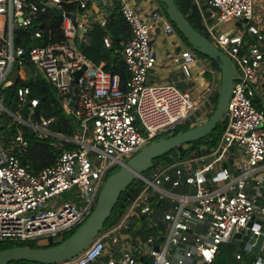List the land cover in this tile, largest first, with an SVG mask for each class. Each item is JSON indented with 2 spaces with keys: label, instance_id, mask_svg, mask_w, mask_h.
<instances>
[{
  "label": "built area",
  "instance_id": "1",
  "mask_svg": "<svg viewBox=\"0 0 264 264\" xmlns=\"http://www.w3.org/2000/svg\"><path fill=\"white\" fill-rule=\"evenodd\" d=\"M192 1L207 39L229 59L235 76L218 143L206 157L178 160L152 170L150 177L142 175V187L119 222L102 230L81 254L60 264H216L220 245L235 234L262 236L259 251L264 250V28L259 15L264 0ZM89 3L0 0V91L23 81L21 67L39 66L76 124L71 136L56 135V143L50 144L59 155L37 174L21 165L28 143L19 129L7 142L0 138V242L34 241L45 246L60 241L91 214L110 168L123 165L124 159L188 119L199 109L198 94L209 104L219 88L220 75L198 94L180 91L173 83L147 84L158 62L152 46L155 30L158 39L177 35L157 11L144 16L125 3L119 9L130 32L121 51L128 73L124 87L118 74L93 64L76 46L77 37L89 28L82 21L63 16L58 32L40 29L37 14H44L47 4L65 13L63 6L85 10ZM201 4L209 8L208 16ZM105 22L99 18L96 24L103 27ZM17 30L27 35L18 44ZM26 42L34 44L19 56L17 49ZM103 46L111 47L109 36L103 38ZM167 58L186 79L192 78L189 68L194 59L189 50ZM83 66L74 82L73 74ZM28 96L27 87L16 90L17 110L29 104L32 114L38 100ZM0 112L39 137L55 136L46 129L51 119L24 121L1 100ZM65 143L75 147L65 149ZM208 157L215 158L205 163ZM64 194L67 198L59 202ZM235 259L248 264L244 253H235Z\"/></svg>",
  "mask_w": 264,
  "mask_h": 264
},
{
  "label": "trees",
  "instance_id": "2",
  "mask_svg": "<svg viewBox=\"0 0 264 264\" xmlns=\"http://www.w3.org/2000/svg\"><path fill=\"white\" fill-rule=\"evenodd\" d=\"M162 8L165 17H168L164 10L162 2L157 0ZM177 9L184 15L190 26L196 30L199 34L207 38L198 10L192 0H173ZM91 3L88 4L85 10H76L74 6H63L62 10L68 14H75L77 17H88L89 28L86 33L80 38L77 37L76 46L81 49L83 54L95 65H101L105 71L111 74H118L121 81V86L124 87V83L128 79V73L125 69L121 51L122 44L127 41L130 37V32L127 24L123 21L120 13L114 11L111 15L106 17V22L103 27L98 26L93 21L94 13L90 12ZM37 20L40 22V29L44 32L56 30L57 32L61 28L62 19L56 17L50 9H46L44 14H37ZM169 21V20H168ZM170 22V21H169ZM172 24V23H171ZM173 28L174 25L172 24ZM175 32L183 42H187L186 38L179 33L175 28ZM47 34V33H46ZM46 34L44 36H46ZM15 36L17 37L16 44L19 43L20 38H27L26 33L16 31ZM109 36L111 39V47L105 48L103 46V38ZM46 38V37H45ZM45 38L43 42H45ZM34 42H26L22 48L26 49L33 45ZM205 57L213 67L214 71L219 72L217 61ZM206 78H209L206 73ZM17 80L12 87L6 88L0 91V100L2 105L9 109L11 113L16 114L18 101L16 98V90L20 87H27L29 89L28 100L37 99L38 104L33 113H30L29 104H25L23 109L20 110V117L26 121L31 116L33 121H37L39 117H43L47 120L51 119L47 125V131L55 136H38V133L30 129L28 126L15 125L12 116L5 112H0V138L7 142L12 136L16 135L17 130L21 132L23 138L27 141L28 145L25 152L21 157V165H23L29 172L37 174L42 169L52 166L59 155V149L55 145L50 143H56V135H62L69 137L73 134V130L76 128V124L73 118L66 114L58 101L55 90L43 79L38 78L35 80L21 78ZM217 102V92H213L210 96L209 105L210 108L208 117L215 109ZM225 128V123L220 122L214 131L207 137L200 139L196 142L183 144L175 147L168 152L158 156L152 161L151 170L163 169L178 160H187L193 157H200L209 153L218 143L221 134ZM177 134V133H175ZM75 146L73 144L65 143V149H72ZM202 147V149H201ZM144 176V175H143ZM142 187V182L136 180L131 186H129L119 197L115 207L113 208L108 220L105 222L103 230L110 228L117 224L131 201L137 195L138 191ZM75 231L72 230L65 234L62 239L58 242L49 241L45 246H38L37 242H25V243H14V242H0V251L14 247H28L32 249L45 248L59 244L62 241L68 239ZM239 253H243L239 251ZM10 264H35L31 262H12Z\"/></svg>",
  "mask_w": 264,
  "mask_h": 264
},
{
  "label": "water",
  "instance_id": "3",
  "mask_svg": "<svg viewBox=\"0 0 264 264\" xmlns=\"http://www.w3.org/2000/svg\"><path fill=\"white\" fill-rule=\"evenodd\" d=\"M92 1L98 7L101 5L100 0ZM159 1L164 5V10L170 23L186 38L194 50L217 61L220 79L215 109L200 125L150 142L127 159L115 173L104 181L93 211L68 239L45 248L14 247L1 250L0 264H10L19 261L35 264H60L72 260L81 254L103 230L104 224L108 220L120 195L136 180L142 178L143 172L151 168L154 159L175 147L207 137L223 120L231 86L235 79L231 62L207 38L190 26L184 15L177 9L173 0ZM47 8L58 18L65 16L70 17L76 23L81 22V18L75 14L63 13L49 4H47ZM243 22H246V20H243ZM80 32H82V29H80ZM84 69L85 67L83 66L73 74L74 82L77 81ZM233 239V244L237 245L244 253L248 264H264V250L259 251L263 242L262 236H258L255 239V237L250 235L240 236V234H235ZM238 240L239 242L237 243Z\"/></svg>",
  "mask_w": 264,
  "mask_h": 264
},
{
  "label": "rangeland",
  "instance_id": "4",
  "mask_svg": "<svg viewBox=\"0 0 264 264\" xmlns=\"http://www.w3.org/2000/svg\"><path fill=\"white\" fill-rule=\"evenodd\" d=\"M103 3H104L103 7H105L104 9H106L107 8L106 2H103ZM201 9H202L203 13L206 16L209 15V8L206 5L201 4ZM97 18L98 17H96V19ZM155 33H156V36H155L156 38L153 37L155 42L153 43L152 46H153L154 51L156 53H159L160 51L156 50V44L161 42V44L167 45L169 40L164 38V37H160L158 39L157 38L158 37V30H155ZM183 43L187 47V49L191 52V54H193L194 61H192L190 64L192 66L196 65V67L198 69L202 68L204 73L208 72L210 74L209 71H213L212 64L205 57H203L201 54H199L197 51H195L194 48L191 46V44L186 43V42H183ZM169 44H170V42H169ZM192 66L189 68V71H190L191 75H193V69H191ZM27 68H29V69H27ZM20 72H22L23 75H24V78H27V79L28 78H37L38 79V78L42 77L41 72H38V70H36L33 66H29V67H24L23 66V67H21ZM173 73H174L173 74V78H171L173 80V82H170V83H173L174 86L178 90H180V91H188V92L195 90V94H198V92L200 93L201 90L203 89V88L201 89V87L198 89V87H196L195 85L191 86V83L188 82V80L186 79L185 74L180 69H176ZM218 75H219V72H216V77L217 78H218ZM204 80L205 81L208 80L206 78V75L204 76ZM147 81H148L147 84H152V83L160 84V83H162V81L160 80V78L158 76V72L157 71L155 72L154 69H153V71H150V74L148 75V80ZM166 81H169V79L166 80ZM191 87H193V90L191 89ZM216 92L218 93V90ZM197 96L200 97L199 98V109L196 110L195 112H193L188 117V119L184 120L182 123L177 125L171 132L165 133V134H163L161 136H158V137L154 138L151 142H154V141L159 140L161 138L173 135L175 133H180V132H183L185 130L191 129V128L197 126V125H200L202 122H204L208 118V114H209L210 108H212V107H211V105H209L210 103L207 104L206 102H204L203 97L200 94H198ZM16 111H18V114L20 115V110H16ZM28 119L31 122H37V121H33L31 116H29ZM223 121H224V119L221 122H223ZM201 149H202V147H201ZM208 154L209 153H207V154H205L203 156L206 157V155H208ZM230 157H234V155H232V153H231ZM214 158L215 157H208L207 159L204 158V161L206 159L205 163H210ZM124 160L127 161V159H124ZM227 162L229 164L230 163V159ZM119 167L120 166L115 165L112 168H110V170H108V172L106 173L105 180L110 175L115 173L119 169ZM151 171H152L151 168H149V169H147V171L143 172V175L145 177H150ZM210 174H211V172H210ZM66 198H67V194H64V195H62V196H60L58 198V201L59 202H63V201H65ZM159 220H160V213H158V217L156 218V221H159ZM79 227L80 226H78L74 231H76ZM38 246H41V245H38ZM238 251H239V248H238L237 245L233 244V239L229 240V241L227 240L226 242H223L220 245V247H219V251H218V254H217V257H216V264H243L244 261H245L244 259L242 261H237L235 259V253L238 252Z\"/></svg>",
  "mask_w": 264,
  "mask_h": 264
},
{
  "label": "crops",
  "instance_id": "5",
  "mask_svg": "<svg viewBox=\"0 0 264 264\" xmlns=\"http://www.w3.org/2000/svg\"><path fill=\"white\" fill-rule=\"evenodd\" d=\"M100 1H101V5L99 7L96 6L93 1L91 3L90 12L93 11V13L95 14L93 17V21L95 23L99 18H106L109 15H111L114 11L119 12V9H120L122 3H125V4L133 7L136 11L141 12L144 16H146L151 11H157L160 14L164 15L162 8H161V6L157 0H100ZM103 2H106V5H107L106 9H104L105 7H103V4H104ZM260 5L262 7H264V2L260 3ZM259 15H262V17H263V19L260 22V26H261V28H264V11L259 12ZM96 17H98V18L96 19ZM81 21L84 25L89 27V21H88L87 16H85V17L82 16ZM169 42H170V44H169ZM169 42L167 43V45L161 44V42L156 44V50H159L160 52L159 53L155 52L157 59H158V62L154 68V71L158 72V76H159L160 80L162 81V83L173 82V80L171 79V78H173V74H174L173 72L176 69H179L178 65L173 60L168 59L167 57L173 53H179L180 51L187 49V47L184 45L183 41L177 35L176 36L174 35V37L169 38ZM192 69H193V76L190 80H188V79L187 80L189 83H191V86L195 85L196 87H198V89L200 87H201V89L204 88L206 86V84L212 80V78L216 77L217 71L216 72L214 70L209 71L210 74L208 72H206L209 74L210 77L208 78L207 81H205L204 76L206 75V73L203 72L202 68L198 69L196 67V65H193ZM20 73L24 78L23 73L22 72H20ZM28 79L35 80L37 78H28ZM168 79H169V81H166ZM191 89L193 90V87H191ZM251 193H252V191H251ZM261 202L264 203V201H261ZM239 251H241V250L239 249ZM238 252H236V253H238Z\"/></svg>",
  "mask_w": 264,
  "mask_h": 264
},
{
  "label": "bare ground",
  "instance_id": "6",
  "mask_svg": "<svg viewBox=\"0 0 264 264\" xmlns=\"http://www.w3.org/2000/svg\"><path fill=\"white\" fill-rule=\"evenodd\" d=\"M29 48V47H28ZM28 48H26V49H24V48H19V49H17V53H18V51H19V53H18V55L19 56H23V54H24V52H26V50L28 49ZM36 70H38V72H41V74H42V77L41 78H43L54 90H55V88L53 87V85L51 84V82L50 81H48L47 80V77H46V74H45V70L43 69V68H41V67H39V66H33ZM19 74H20V77L21 78H23V76L21 75V73L19 72ZM56 92V91H55ZM61 104V103H60ZM62 106V105H61ZM62 108H63V110H64V112L66 113V114H68V115H70L69 114V112L62 106Z\"/></svg>",
  "mask_w": 264,
  "mask_h": 264
}]
</instances>
